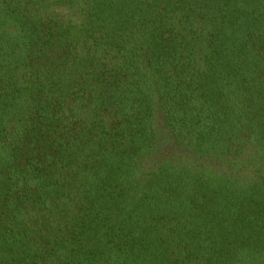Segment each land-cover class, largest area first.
I'll list each match as a JSON object with an SVG mask.
<instances>
[{
    "label": "trees",
    "instance_id": "1",
    "mask_svg": "<svg viewBox=\"0 0 264 264\" xmlns=\"http://www.w3.org/2000/svg\"><path fill=\"white\" fill-rule=\"evenodd\" d=\"M0 264H264V0H0Z\"/></svg>",
    "mask_w": 264,
    "mask_h": 264
}]
</instances>
